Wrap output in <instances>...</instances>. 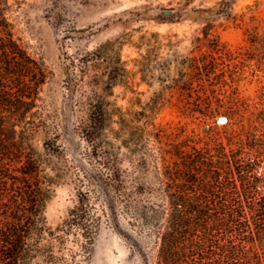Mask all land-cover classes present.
<instances>
[{
    "label": "rangeland",
    "instance_id": "1",
    "mask_svg": "<svg viewBox=\"0 0 264 264\" xmlns=\"http://www.w3.org/2000/svg\"><path fill=\"white\" fill-rule=\"evenodd\" d=\"M5 19L41 81L38 86L36 77H25L22 85L28 92L24 102L35 106L28 114L32 143L52 182L45 209L49 225L58 226L80 207L78 213L97 222L86 264H144L127 235L144 240L153 227L142 221L145 214L134 213L127 193L137 181L161 189L162 159L143 154L147 147L160 153V144L146 129L154 117L160 124L180 119L170 107L155 114L151 104L185 100L179 95L186 75L198 71L189 62L204 58L213 72L245 80L233 95L230 84L197 80L194 97L186 100L214 104L256 96L262 83L252 74H264V0H0V24ZM0 90L19 98L13 79L0 78ZM97 105L106 106L108 120L89 141L82 131L93 125ZM122 113L127 120L120 119ZM105 155L111 166L103 163ZM115 178L126 187L124 195ZM149 249L156 254L153 244Z\"/></svg>",
    "mask_w": 264,
    "mask_h": 264
},
{
    "label": "trees",
    "instance_id": "2",
    "mask_svg": "<svg viewBox=\"0 0 264 264\" xmlns=\"http://www.w3.org/2000/svg\"><path fill=\"white\" fill-rule=\"evenodd\" d=\"M0 37V78L13 79L19 92V98L11 100L8 91L0 90V264H86L97 222L78 213V207L58 226L49 225L45 209L52 182L44 172L43 154L32 143L34 123L28 114L35 106L23 100L28 92L22 79L39 81L38 71L18 47L6 19ZM3 52L8 62H2ZM10 55L20 62H12ZM203 60L189 62L198 71L186 75L179 95L185 100L160 107L154 99L151 104L155 114L170 107L180 119L160 124L154 117L146 129L160 144V153L147 147L143 154L153 161L162 159L163 182L160 190L134 182L127 196L134 213L145 214L141 219L153 230L141 236L144 240L127 237L144 264H152L151 258L153 264H264V74H252L262 83L256 96L190 102L186 99L194 97L197 80L230 84L232 95L245 80L217 74L213 63ZM38 86L31 90L36 92ZM8 113L13 116L7 118ZM107 116L105 105L94 106L93 125L82 131L87 140L99 135ZM118 116L127 120L126 113ZM219 116L226 121L219 123ZM102 159L112 165L109 156ZM114 180L124 195L126 187ZM145 194L150 197L142 199ZM152 244L156 254L150 252Z\"/></svg>",
    "mask_w": 264,
    "mask_h": 264
},
{
    "label": "water",
    "instance_id": "3",
    "mask_svg": "<svg viewBox=\"0 0 264 264\" xmlns=\"http://www.w3.org/2000/svg\"><path fill=\"white\" fill-rule=\"evenodd\" d=\"M165 15H172L173 14V11H164L163 12Z\"/></svg>",
    "mask_w": 264,
    "mask_h": 264
},
{
    "label": "bare ground",
    "instance_id": "4",
    "mask_svg": "<svg viewBox=\"0 0 264 264\" xmlns=\"http://www.w3.org/2000/svg\"><path fill=\"white\" fill-rule=\"evenodd\" d=\"M223 120H225V118H223ZM226 121V120H225Z\"/></svg>",
    "mask_w": 264,
    "mask_h": 264
}]
</instances>
